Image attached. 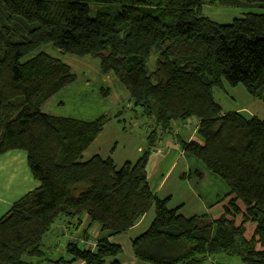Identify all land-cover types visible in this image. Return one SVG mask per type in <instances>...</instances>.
<instances>
[{"label": "trees", "instance_id": "16d2710c", "mask_svg": "<svg viewBox=\"0 0 264 264\" xmlns=\"http://www.w3.org/2000/svg\"><path fill=\"white\" fill-rule=\"evenodd\" d=\"M212 2L247 13L219 25L201 14L204 0H0V157L24 153L38 183L0 217V264H105L122 252L108 238L124 235L150 208L152 223L131 242L138 264H202L221 255L264 264V120L223 114L213 93L241 87L264 104V0ZM45 46L96 61L126 91L129 107L91 122L42 114L75 80L61 61L37 53ZM125 110L146 128L137 160L118 169L111 158L81 161ZM191 119L197 140L176 136V143L227 187L216 218H184L147 182L161 137ZM57 222L70 235L65 258L54 260L42 242ZM93 238L92 251L77 244Z\"/></svg>", "mask_w": 264, "mask_h": 264}, {"label": "crops", "instance_id": "0c3cea01", "mask_svg": "<svg viewBox=\"0 0 264 264\" xmlns=\"http://www.w3.org/2000/svg\"><path fill=\"white\" fill-rule=\"evenodd\" d=\"M45 47L40 48L37 53L46 54L43 51ZM82 69L80 83H76L77 77L71 72L75 76L74 82L43 104L40 108L42 114L91 122L104 115L112 117L121 111L119 109L121 105L125 104V107L128 105L126 91L111 74L103 75L97 62L96 66L85 64ZM213 93L223 114L240 113L264 120V104L247 96L248 100L238 87L223 86L221 89L214 90ZM71 95L73 96L74 116H78L77 118L62 113L66 110L65 101ZM238 96L243 100L238 102ZM230 104L235 106L229 109ZM124 119L131 121L133 126L145 128L143 123L132 121L129 113H121L119 118L112 119L105 125L101 133L82 154L81 161H88L93 156L102 159L111 158L117 169L124 163H134L145 145V135L141 132L127 131ZM197 124L196 120L191 119L185 124L173 125L171 134L161 137L149 157L146 178L151 192L159 199L168 200V209L179 208L178 213L184 218L205 214L212 218L214 216L212 213L214 214L217 207L220 210L215 204L227 194L228 189L202 164L193 157L185 155L176 143V136H180L185 142L196 141ZM4 168L10 170L7 180L6 174L2 173ZM196 172L201 175V178L194 176ZM14 177L20 179L14 182ZM1 178L5 179L1 180ZM37 187L38 183L28 172L24 153L14 151L0 157V217L15 201ZM153 219L154 211L150 208L124 235L108 238L110 243L120 246L122 252L115 258L107 259L105 264H138L132 254L131 242L148 230ZM85 221L83 217L80 228L85 225ZM58 225H60L63 237L66 238L65 226L62 223ZM91 234L94 237L100 236L97 230L91 231ZM68 235L70 233H67ZM217 258H208V260L210 264H220Z\"/></svg>", "mask_w": 264, "mask_h": 264}, {"label": "rangeland", "instance_id": "374dc122", "mask_svg": "<svg viewBox=\"0 0 264 264\" xmlns=\"http://www.w3.org/2000/svg\"><path fill=\"white\" fill-rule=\"evenodd\" d=\"M90 17L94 18L95 16V8L93 6L90 7ZM247 13L246 10L244 9H233V8H225L222 7L214 2H212V0H204V5L201 8V14L206 17L207 19H209L210 21L219 24V25H229L232 23V21L234 19H240L244 16V14ZM43 51L47 54L50 55L52 57H55L57 59H59L64 65L68 66L71 70V72L77 77V84L80 83L81 81V72H82V68H84L85 64H92L93 66H96V61L90 60L89 58H77V57H73V56H69V55H62L60 54L56 49L52 48L51 46L45 47L43 49ZM91 62V63H90ZM153 63H154V59H150L149 63H148V67L149 69L153 68ZM240 90H242L244 96L248 99L247 94L244 92V90L241 87H238ZM250 98V97H249ZM243 99L238 96V102L242 101ZM249 100V99H248ZM66 110H64L62 113H64L65 115H69L72 117H78V116H74V112H73V96L71 95L69 97V99H66ZM233 106L235 105H228V108L231 109ZM126 107H129L128 105H126ZM125 104L120 106V110L121 109H125ZM224 109H226L224 107ZM117 112V111H116ZM125 112H127L128 114V110H125ZM110 116V115H109ZM125 121V128L127 131H135V132H141L143 135H145V128L141 127H136L133 126V123L131 121H128V119H124ZM123 122V123H124ZM131 123V124H130ZM137 123L141 124L143 123V120H139L137 121ZM130 124V125H128ZM138 125V124H137ZM122 128V127H121ZM132 133V132H131ZM9 172L10 170H3L2 173L6 174L7 179H9ZM20 176V175H18ZM13 178V177H12ZM5 178H1V180H3ZM20 178H15L14 177V182H17V180H19ZM219 209L217 207L216 211L214 212V214L212 213L213 218H216L217 214H219ZM68 220L64 221L65 223H67ZM60 222L55 223L49 233H47V235H45V237L43 238V245L44 248L46 250L49 251V254L51 256L52 259L56 260L60 257H64L65 258V254H64V245L66 244L67 241V237L64 238L62 236L61 230L59 228L60 225H58ZM252 228V226H248L247 228V232L245 237L249 238L250 237V229ZM218 261L220 264H241L240 261L238 259L232 258V257H227L224 255L219 256ZM141 264V263H139ZM143 264V263H142ZM202 264H210V260H205Z\"/></svg>", "mask_w": 264, "mask_h": 264}, {"label": "built area", "instance_id": "2783aa9c", "mask_svg": "<svg viewBox=\"0 0 264 264\" xmlns=\"http://www.w3.org/2000/svg\"><path fill=\"white\" fill-rule=\"evenodd\" d=\"M96 239V238H95ZM94 238L90 240H78L77 244L84 250H94L96 248V240Z\"/></svg>", "mask_w": 264, "mask_h": 264}]
</instances>
